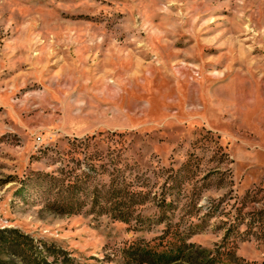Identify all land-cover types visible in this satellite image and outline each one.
<instances>
[{"label":"rangeland","instance_id":"374dc122","mask_svg":"<svg viewBox=\"0 0 264 264\" xmlns=\"http://www.w3.org/2000/svg\"><path fill=\"white\" fill-rule=\"evenodd\" d=\"M2 228L53 264H264V0H0Z\"/></svg>","mask_w":264,"mask_h":264},{"label":"trees","instance_id":"16d2710c","mask_svg":"<svg viewBox=\"0 0 264 264\" xmlns=\"http://www.w3.org/2000/svg\"><path fill=\"white\" fill-rule=\"evenodd\" d=\"M262 216L263 215H255L254 218H252L253 222L257 223L258 221L262 220L261 219ZM0 241H3L5 245H8V247H10L14 253L25 258L27 260V264L57 263L58 255L55 254V252H57V249L53 245L48 246L45 244L44 246L47 247L48 250H51L50 251L51 253L55 254L54 261H48L47 256L45 257L41 255L43 249H39L38 254L36 255H27L26 254L27 250H29L28 243L32 242L33 240L28 235L23 234L14 228L0 229ZM181 249H182V245L178 246L177 248L172 247L163 251H153L152 249L136 247L134 249L133 248L128 249L127 252L129 253L130 256L135 254L136 252H140L145 255V258H147L148 262L151 264H174L175 262L180 260L179 253L181 252ZM226 251L228 252L229 250L227 249ZM71 260L72 259L68 255H65L60 264H72ZM215 260H217V258H215ZM213 261L214 259H211L205 263L215 264Z\"/></svg>","mask_w":264,"mask_h":264}]
</instances>
